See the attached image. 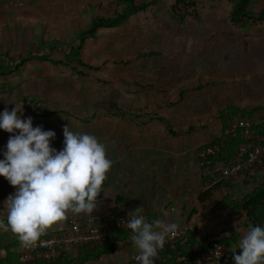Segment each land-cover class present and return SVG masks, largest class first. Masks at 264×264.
<instances>
[{
  "label": "rangeland",
  "instance_id": "obj_1",
  "mask_svg": "<svg viewBox=\"0 0 264 264\" xmlns=\"http://www.w3.org/2000/svg\"><path fill=\"white\" fill-rule=\"evenodd\" d=\"M137 1L143 7L134 10L118 0H0V110L22 104V119L56 133L57 150L67 124L100 139L113 129L163 128L156 116L174 111L165 104L178 96L205 103L210 93L217 100L226 88L258 99L230 109L225 126L236 117L264 121V19L234 22L233 0H196L198 15L188 9L184 18L174 0ZM263 8L254 0L246 9ZM120 13L121 24L92 30L97 16ZM9 135L0 130V149Z\"/></svg>",
  "mask_w": 264,
  "mask_h": 264
},
{
  "label": "crops",
  "instance_id": "obj_2",
  "mask_svg": "<svg viewBox=\"0 0 264 264\" xmlns=\"http://www.w3.org/2000/svg\"><path fill=\"white\" fill-rule=\"evenodd\" d=\"M233 90L235 91L226 88L222 97L217 100L210 93L205 103L186 102L182 96H178L175 103L165 104L164 110L170 107L174 109L161 115L171 130L164 131L167 126L162 128L160 125V129L146 125L137 127L136 132L132 133L125 128L123 132L121 130L122 133H114L116 131L113 129L109 137H97L100 141H106V156L112 161L103 185L107 196L103 192L98 195L97 208L91 214L69 212L63 220L53 224L42 235L64 230L70 215L100 220L108 215L128 214L142 206V214L148 222L160 219L186 228L185 235L178 240V262L185 260L184 253L187 251H197L202 244L207 245L209 240L221 238L226 242L229 257L219 261L206 260L203 264H234L232 251L249 226L241 203L264 173L256 179L232 178L206 193L209 186L205 184L197 159V149L200 146L221 136L226 113L230 109H246L251 103H257V96L249 100L245 98L243 91ZM231 94L234 95L235 102L229 100L228 96ZM161 116H156L155 119L160 121ZM237 118L240 117L230 122ZM186 122L189 125L184 127ZM195 122L203 126L191 130L190 127ZM14 190L13 186L0 177V208L3 207L5 198ZM0 220L6 223V212L0 213ZM121 229L118 234L110 233L111 240L107 246L95 248L84 245L74 248L55 264H120L130 261L131 255L138 250L130 240L131 230ZM19 243L15 234L0 227V264H21L18 260ZM235 252L239 254L240 249H235ZM172 261L174 259L165 250L156 258V262L161 264ZM35 264L54 263L39 259Z\"/></svg>",
  "mask_w": 264,
  "mask_h": 264
},
{
  "label": "clouds",
  "instance_id": "obj_3",
  "mask_svg": "<svg viewBox=\"0 0 264 264\" xmlns=\"http://www.w3.org/2000/svg\"><path fill=\"white\" fill-rule=\"evenodd\" d=\"M12 105L11 110H0V130L10 134L0 149V177L15 189L0 208V213L6 212V223L0 220V227L27 247L69 212L96 210L98 195L107 196L103 185L112 161L97 137L70 130L68 124L62 128L63 146L57 150L52 146L56 133L33 126L31 117L21 118L22 104ZM124 224L138 250V264H154L158 250L178 229L175 222H148L142 206L129 211ZM235 249L234 264H264V226L250 224Z\"/></svg>",
  "mask_w": 264,
  "mask_h": 264
},
{
  "label": "built area",
  "instance_id": "obj_4",
  "mask_svg": "<svg viewBox=\"0 0 264 264\" xmlns=\"http://www.w3.org/2000/svg\"><path fill=\"white\" fill-rule=\"evenodd\" d=\"M260 123L250 117H240L229 125L227 134L240 138V141L228 161L214 159V155L225 147L224 139L202 145L197 149L198 166L209 187L235 177L256 179L264 173V127L258 128L257 125ZM126 218V213L108 215L100 220L70 215L64 230L42 235L31 246L25 247L20 242L18 260L21 264H35L39 259L55 261L74 248L102 244L107 240L113 225L127 229L124 224ZM185 232V227H178L176 234L166 239L162 249L175 248ZM137 252L131 255L130 261L120 264L138 263L135 260ZM229 255L228 247L224 243L215 242L195 259L194 264H203L206 260H223Z\"/></svg>",
  "mask_w": 264,
  "mask_h": 264
},
{
  "label": "trees",
  "instance_id": "obj_5",
  "mask_svg": "<svg viewBox=\"0 0 264 264\" xmlns=\"http://www.w3.org/2000/svg\"><path fill=\"white\" fill-rule=\"evenodd\" d=\"M253 1L254 0H233L234 3H233V8L231 10L232 20L234 22H238L246 14L253 15L258 20L264 19V8L260 11H254L251 9H249V10L246 9L247 7L250 6V4ZM137 2H138L137 0H118V3L122 4L123 7H129V8L134 9V10H136L140 7H143V5H141ZM197 5H198V2L196 0H174L172 7H173L175 13H177L180 17L184 18L186 15L189 14L188 9H190V12H193L194 15H198ZM122 22H123V18L121 16V13L116 15V16H112V17L97 16L96 18H94L92 20V30L99 28L101 26H116V25L121 24ZM36 112H40L42 114H44V113H47V114L50 113L51 114L54 111L46 112L45 110L40 111V110L36 109ZM159 118H161V121L165 122L167 128L169 130H171L167 121H164L165 119L162 117H159ZM229 125H226L223 127L222 134L218 139L210 142V143H213V142H216L220 139L225 140V147H223L216 155H214V159H219L222 161H228L232 158L233 154L235 153V151L237 149L240 138L233 137L232 135L227 134V129H228ZM257 127L258 128L264 127V121L262 120L261 123L257 125ZM207 144H209V143H207ZM206 183H207V181H205V184ZM222 183L223 182L208 187L206 190V193L208 191H211V189L214 186L220 185ZM241 209L244 212V214L246 215L249 225L251 224L253 226H255V225L264 226V176L256 182V186H254L253 190L250 193H248L246 197H244L243 202L241 203ZM121 230H122L121 228L113 225L111 228V231L109 232L107 240L102 244L95 245V248H98L101 246L105 247V245L111 240L110 233L114 232V233L118 234ZM215 242H222L226 245V242H224V240L221 238L211 239L208 241L207 245L202 244L201 248H199L197 251H193V252L187 251L186 253H184L185 254L184 255L185 260H181L179 262L177 259L178 255L176 256L177 251L179 250V245H178L179 242L176 243L175 248L167 247L166 249L160 250L158 255H160L165 250L169 253V257L170 258L172 257L174 259V262L173 261L170 263L165 262L164 264H194L195 259L201 253L206 251V249L211 247ZM105 251H107V249ZM58 260L59 259H57L56 261H48V263H54L55 264V263H57ZM154 264H161V263L156 262V258H155Z\"/></svg>",
  "mask_w": 264,
  "mask_h": 264
}]
</instances>
